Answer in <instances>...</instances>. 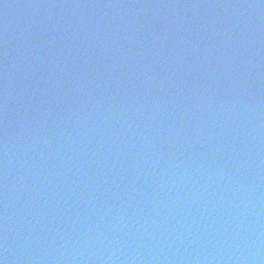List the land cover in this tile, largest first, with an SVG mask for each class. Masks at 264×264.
I'll return each instance as SVG.
<instances>
[{
	"label": "water",
	"instance_id": "1",
	"mask_svg": "<svg viewBox=\"0 0 264 264\" xmlns=\"http://www.w3.org/2000/svg\"><path fill=\"white\" fill-rule=\"evenodd\" d=\"M0 264H264V0H0Z\"/></svg>",
	"mask_w": 264,
	"mask_h": 264
}]
</instances>
